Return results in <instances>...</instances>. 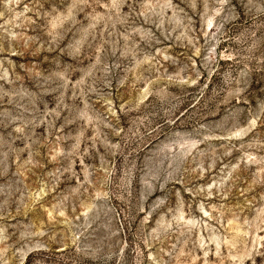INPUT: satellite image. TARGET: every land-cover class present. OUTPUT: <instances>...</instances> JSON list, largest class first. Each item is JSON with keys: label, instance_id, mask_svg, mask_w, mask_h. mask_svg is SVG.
I'll return each instance as SVG.
<instances>
[{"label": "rangeland", "instance_id": "1", "mask_svg": "<svg viewBox=\"0 0 264 264\" xmlns=\"http://www.w3.org/2000/svg\"><path fill=\"white\" fill-rule=\"evenodd\" d=\"M0 264H264V0H0Z\"/></svg>", "mask_w": 264, "mask_h": 264}]
</instances>
